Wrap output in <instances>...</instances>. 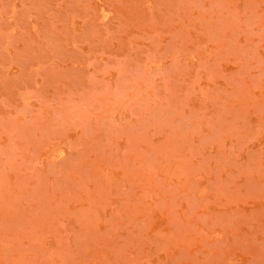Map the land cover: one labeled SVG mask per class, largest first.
Returning a JSON list of instances; mask_svg holds the SVG:
<instances>
[{
  "label": "rangeland",
  "instance_id": "obj_1",
  "mask_svg": "<svg viewBox=\"0 0 264 264\" xmlns=\"http://www.w3.org/2000/svg\"><path fill=\"white\" fill-rule=\"evenodd\" d=\"M0 264H264V0H0Z\"/></svg>",
  "mask_w": 264,
  "mask_h": 264
}]
</instances>
